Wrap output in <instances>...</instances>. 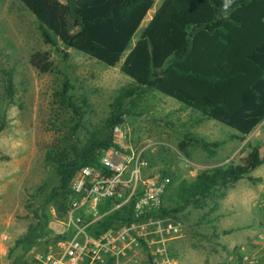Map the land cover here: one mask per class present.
Wrapping results in <instances>:
<instances>
[{
    "label": "rangeland",
    "instance_id": "rangeland-1",
    "mask_svg": "<svg viewBox=\"0 0 264 264\" xmlns=\"http://www.w3.org/2000/svg\"><path fill=\"white\" fill-rule=\"evenodd\" d=\"M151 1L123 59L163 0ZM38 51L48 54V72L29 62ZM121 62L108 68L59 41L56 47L44 44L37 20L23 4L0 0V264H42L37 256L66 237L60 234L66 228L65 214H57L52 199L58 177L45 154L73 144L82 147L104 127L118 91L135 86L120 72ZM9 80L12 98L7 100ZM64 83L69 85V106L57 95ZM124 109L127 143L144 149L147 175H177L163 201L168 209L176 207L169 197L179 181L190 182L214 166L238 164L251 146H259L264 155V120L244 140H233L231 128L146 88L125 102ZM186 132L208 142L223 141L224 146L214 158L193 147L186 157L177 148ZM172 218L182 223L181 237L169 245L173 264H264V163L217 191L203 210L188 206ZM40 220L46 222L44 235L30 248L17 244ZM138 264L150 263L140 259Z\"/></svg>",
    "mask_w": 264,
    "mask_h": 264
},
{
    "label": "trees",
    "instance_id": "trees-1",
    "mask_svg": "<svg viewBox=\"0 0 264 264\" xmlns=\"http://www.w3.org/2000/svg\"><path fill=\"white\" fill-rule=\"evenodd\" d=\"M19 1L37 20L44 44L56 47L59 41L108 68L121 62L153 5L151 0ZM29 62L41 73L51 69L46 52L33 53ZM120 72L135 86L118 91L104 127L93 132L82 147L73 144L45 154V162L54 167L58 177L52 199L59 216L69 204L75 174L85 166L99 167L101 152L111 146V129L124 123L125 102L143 88L231 128L235 131L233 140H244L258 127L264 120V0H163L122 60ZM68 90L64 83L57 95L69 106ZM6 92L10 100V80ZM70 106L73 112L79 111ZM223 144L186 132L177 148L186 157L193 147L213 158ZM263 163L259 146H251L238 164L214 166L199 171L190 182L179 181L169 197L176 207L168 209L163 204V214L172 217L188 206L203 210L217 191ZM162 176L170 179L164 201L177 175ZM130 214V206L114 212L93 225L90 232L97 234L129 223ZM44 220H48L47 215ZM45 227L46 222L38 221L17 244L32 247L35 239L44 235Z\"/></svg>",
    "mask_w": 264,
    "mask_h": 264
},
{
    "label": "built area",
    "instance_id": "built-area-1",
    "mask_svg": "<svg viewBox=\"0 0 264 264\" xmlns=\"http://www.w3.org/2000/svg\"><path fill=\"white\" fill-rule=\"evenodd\" d=\"M125 124L111 129V146L99 156V167L85 166L71 183L63 240L37 256L42 264H173L170 241L181 237L182 223L164 215L168 177L147 175L144 149L127 143ZM131 207L129 223L101 230L90 228L114 212Z\"/></svg>",
    "mask_w": 264,
    "mask_h": 264
},
{
    "label": "crops",
    "instance_id": "crops-1",
    "mask_svg": "<svg viewBox=\"0 0 264 264\" xmlns=\"http://www.w3.org/2000/svg\"><path fill=\"white\" fill-rule=\"evenodd\" d=\"M222 142H223V141H222ZM223 146H224V144H223ZM218 154H219V151H217L216 155H218ZM216 155H215L214 157H216ZM214 157H213V158H214Z\"/></svg>",
    "mask_w": 264,
    "mask_h": 264
}]
</instances>
